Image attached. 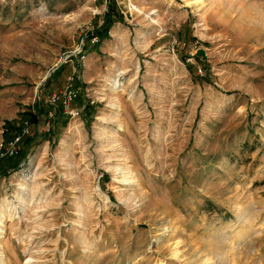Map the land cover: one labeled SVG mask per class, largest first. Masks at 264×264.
Masks as SVG:
<instances>
[{
	"label": "rangeland",
	"instance_id": "1",
	"mask_svg": "<svg viewBox=\"0 0 264 264\" xmlns=\"http://www.w3.org/2000/svg\"><path fill=\"white\" fill-rule=\"evenodd\" d=\"M1 167L0 264H264V0H0Z\"/></svg>",
	"mask_w": 264,
	"mask_h": 264
},
{
	"label": "trees",
	"instance_id": "2",
	"mask_svg": "<svg viewBox=\"0 0 264 264\" xmlns=\"http://www.w3.org/2000/svg\"><path fill=\"white\" fill-rule=\"evenodd\" d=\"M118 15H119V13H117ZM116 14V15H117ZM105 17H106V21H108V25H112V23L115 21V20H119V19H121V17H119V16H117V17H114L113 18V20H112V16L109 14V13H106V15H105ZM109 26V27H110ZM94 35H96V37H97V42L98 41H101L105 36H108L109 35V33H108V29H101V30H96V32H94L93 33ZM188 35V33H187V31L186 30H184V32L183 31H180V40L182 41V40H185V42H186V37H188L187 36ZM188 39V38H187ZM86 44H87V42H86ZM86 44L84 45V47H86ZM85 49V48H84ZM195 55H197V54H195ZM182 59L183 60H185L186 59V56H184V55H182ZM186 63H187V66H188V68L190 69V71L192 72V64L190 63V62H187L186 61ZM61 68V67H60ZM61 72V69L59 70V68L57 69V71L54 73V76H57L59 73ZM195 77H199L197 74H195ZM48 84H50V81H48ZM51 107H52V103H50V102H48V103H44L43 104V106L40 108V112H46V113H48L50 110H51ZM63 107H64V105L62 104V103H59L57 106H56V108H55V113L57 112V116L58 117H55L54 116V122L56 121V120H58L59 118H60V114L61 113H63ZM29 116V119H27V120H29V121H31V122H35V121H37L38 120V117H37V115L38 114H32L31 112L28 114ZM65 119V118H64ZM64 121V120H63ZM62 121V122H63ZM12 123V122H11ZM11 123H8L6 126H7V128L6 129H4V133H6L7 132V130H12V131H14V132H16V130H18V129H20V128H18V126H16V125H13V124H11ZM54 128H55V125H54ZM54 128H53V130H54ZM19 133H21V131L20 132H18V134ZM14 136V135H13ZM13 136H11V137H8V139L7 140H10V139H12V137ZM44 136H46V135H44ZM23 138V137H22ZM25 139H24V143H26V146L27 145H29V143H30V141H31V139H32V137L31 136H29V135H27L26 137H24ZM5 139V138H4ZM29 147V146H28ZM28 147H26V148H28ZM5 160H6V163L7 162H10V165L9 166H11V167H15V168H18V166H19V160H17V159H15L14 160V157L13 156H7V157H5L4 159H3V162H5ZM8 167H1L0 168V175H2V174H6L8 171Z\"/></svg>",
	"mask_w": 264,
	"mask_h": 264
},
{
	"label": "bare ground",
	"instance_id": "3",
	"mask_svg": "<svg viewBox=\"0 0 264 264\" xmlns=\"http://www.w3.org/2000/svg\"><path fill=\"white\" fill-rule=\"evenodd\" d=\"M118 87H119V85H117L116 83L114 84V86H113V90H114V92H117V89H118ZM114 102H116V103H118L117 102V100L116 101H113L112 103V107L114 108L115 107V104H114ZM114 169L115 170H117V172L118 171H123L124 173H126V172H128V171H125V168H123V167H119V166H115L114 167ZM129 173H131V175H129V176H124V179H126V182H133V181H138V180H135L136 179V176L134 175V172H133V170H130L129 171ZM128 180V181H127ZM139 182V181H138ZM21 189H23V190H28L29 191V196H30V199H29V201L28 202H26V204L24 205V207H26V205H29V204H31L32 202L31 201H33V199H34V197H35V200H36V196L34 195V193L36 192V191H33L32 189H30L27 185H22L21 186ZM25 202V201H24ZM31 202V203H30ZM27 208H28V206H27ZM26 208V209H27ZM36 213L38 212V209H36V207H31ZM35 208V209H34ZM25 209V208H24ZM0 221H1V219H0ZM0 225H1V223H0ZM2 227L0 226V229H1ZM181 252H180V250H179V248H178V246H176L175 247V249H174V251H173V255L179 260V261H182V257H181ZM0 259H3L4 258V256H3V253H1L0 252ZM163 264V263H162Z\"/></svg>",
	"mask_w": 264,
	"mask_h": 264
},
{
	"label": "built area",
	"instance_id": "4",
	"mask_svg": "<svg viewBox=\"0 0 264 264\" xmlns=\"http://www.w3.org/2000/svg\"><path fill=\"white\" fill-rule=\"evenodd\" d=\"M63 95L65 96V98H67L68 101H70L72 98H74L75 96H77L78 90L75 88V86L73 85V83H69V85L62 91ZM60 93H52V98L53 100H57L58 97L60 96ZM27 128H25L24 130H26ZM21 138V133L18 134L15 138L10 139L8 148L10 150L11 153H13L14 151H18V146L17 142L18 140H20ZM1 154L3 155L4 152H1Z\"/></svg>",
	"mask_w": 264,
	"mask_h": 264
}]
</instances>
